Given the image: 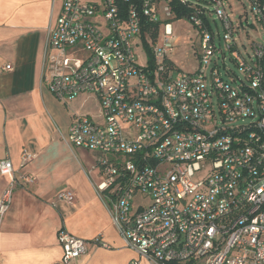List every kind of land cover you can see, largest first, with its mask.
I'll return each instance as SVG.
<instances>
[{
	"label": "built area",
	"instance_id": "built-area-1",
	"mask_svg": "<svg viewBox=\"0 0 264 264\" xmlns=\"http://www.w3.org/2000/svg\"><path fill=\"white\" fill-rule=\"evenodd\" d=\"M174 1L64 0L47 30L43 80L60 102L96 100L98 114H76L67 141L98 154L97 190L130 249L152 264H264V45L244 57L225 1L210 0L224 32L191 15L199 67L185 73L172 59ZM251 3L264 27V0ZM33 159L24 151L20 168ZM0 174L9 179L1 230L15 189L36 178L6 159ZM58 241L62 264L88 252L66 230Z\"/></svg>",
	"mask_w": 264,
	"mask_h": 264
},
{
	"label": "crops",
	"instance_id": "crops-1",
	"mask_svg": "<svg viewBox=\"0 0 264 264\" xmlns=\"http://www.w3.org/2000/svg\"><path fill=\"white\" fill-rule=\"evenodd\" d=\"M53 5L0 0V161L36 178L14 191L0 230V264H62L61 230L88 243L87 254L72 264H152L127 246L112 221L97 190L98 154L67 141L77 100H56L43 80L47 30L56 24ZM7 65L13 69L6 71ZM24 151L34 159L20 168ZM8 186L0 174V199ZM64 192L74 200L60 199Z\"/></svg>",
	"mask_w": 264,
	"mask_h": 264
},
{
	"label": "rangeland",
	"instance_id": "rangeland-1",
	"mask_svg": "<svg viewBox=\"0 0 264 264\" xmlns=\"http://www.w3.org/2000/svg\"><path fill=\"white\" fill-rule=\"evenodd\" d=\"M64 0H54L53 9L56 13L54 23H56L58 15L61 11ZM195 1V0H191ZM226 4V10L234 25L235 40L237 42L238 49L241 54L248 58V53L253 54L252 46L256 43L264 45V27L256 20L252 12L251 0H224ZM214 14L209 16L211 26L214 33L223 34L224 27L221 21H213ZM172 25L173 36L177 39L175 43V52L172 56L173 61L177 64L181 71L185 73H194L198 67L199 62L196 59V46L192 45L198 42L197 31L192 24L186 20H176L170 23ZM140 62L144 64V55L140 53ZM231 70L235 75L242 77L241 72L234 64L229 63ZM52 95V94H51ZM72 107V106H71ZM74 109V110H73ZM71 112H77L79 115H97L98 105L94 98L82 96L77 99L73 105ZM70 112V113H71ZM194 264H203L197 262Z\"/></svg>",
	"mask_w": 264,
	"mask_h": 264
},
{
	"label": "trees",
	"instance_id": "trees-1",
	"mask_svg": "<svg viewBox=\"0 0 264 264\" xmlns=\"http://www.w3.org/2000/svg\"><path fill=\"white\" fill-rule=\"evenodd\" d=\"M173 11L175 14V20H189L191 15L194 14L196 10H199L203 13V21L210 26L208 13L211 12V2L210 0H187L185 5H182L180 2L175 0L172 4Z\"/></svg>",
	"mask_w": 264,
	"mask_h": 264
}]
</instances>
